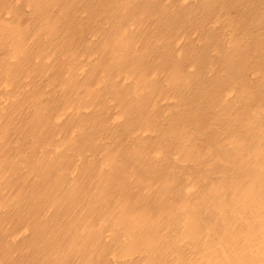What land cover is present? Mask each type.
Segmentation results:
<instances>
[{"label": "bare ground", "instance_id": "1", "mask_svg": "<svg viewBox=\"0 0 264 264\" xmlns=\"http://www.w3.org/2000/svg\"><path fill=\"white\" fill-rule=\"evenodd\" d=\"M0 264H264V0H0Z\"/></svg>", "mask_w": 264, "mask_h": 264}]
</instances>
